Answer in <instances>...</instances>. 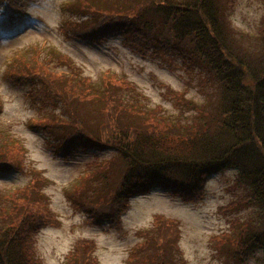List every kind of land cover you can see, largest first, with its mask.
I'll list each match as a JSON object with an SVG mask.
<instances>
[{
	"label": "trees",
	"instance_id": "obj_1",
	"mask_svg": "<svg viewBox=\"0 0 264 264\" xmlns=\"http://www.w3.org/2000/svg\"><path fill=\"white\" fill-rule=\"evenodd\" d=\"M73 1L72 6L85 17L61 24L69 36L104 40L122 33L130 35L141 52H145L143 46L171 47L192 61L201 60L217 81L221 95L216 112H211L203 103L168 89L166 96L175 99V105L197 111L191 121H182L183 117L172 120L162 106H151L124 74L106 73L100 80L93 79L49 43H32L14 51L7 60V75L16 82L29 83L32 97L41 104L59 102L69 112L68 120L59 116L34 120L52 135H56L53 127L70 125L67 130L60 128L57 143H50L53 151L68 157L79 149L109 148L123 164L109 181L113 159L94 161L67 191L71 203L95 224L108 220L119 223L129 199L149 192L158 182L190 200L201 193L210 173L234 168V183L246 192L229 207L256 206L258 214L239 231L233 224L231 236L223 238L220 246L226 241L240 255L264 249V25L259 43L248 47L235 36L220 0H139L134 7L126 0ZM8 6L11 24L16 19L13 11L19 10L21 3L10 0ZM154 11L162 15L161 20L152 18ZM79 101L95 104L101 116L98 127L82 120L75 105ZM2 109L0 94V113ZM24 158L21 141L0 128V171H23ZM31 177L21 188L0 191V264L40 262L35 235L41 227L52 224L55 215L47 208L42 190L48 178L38 170ZM156 220L161 226L154 240L161 245L159 251L142 261L139 255H131L134 264H172L168 242L172 238L175 244L179 228L163 215H157ZM94 248L92 241L77 243L69 264H99L92 254Z\"/></svg>",
	"mask_w": 264,
	"mask_h": 264
},
{
	"label": "rangeland",
	"instance_id": "obj_2",
	"mask_svg": "<svg viewBox=\"0 0 264 264\" xmlns=\"http://www.w3.org/2000/svg\"><path fill=\"white\" fill-rule=\"evenodd\" d=\"M8 1L0 0V94L3 99L0 128L21 141L25 148V167L23 171H0V191L27 185L34 170L48 178L42 190L55 219L35 235L38 264H69L71 250L83 241L94 242L92 254L99 264H134L130 259L133 254L139 255L142 261L155 255L161 246L154 242L161 232L157 215L171 218L179 228L175 244L172 238L168 242L172 264H264V249L240 255L226 241L225 246H220L222 240L231 236L233 224L239 231L258 214L256 206L229 207L246 192L234 183L237 173L234 168L210 173L201 186V193L190 200L158 182L149 192L129 199L119 223L89 221L86 213L71 203L67 191L93 167L94 161L113 159L109 181L117 176L122 162L109 148L79 149L68 157L54 152L50 143H57L60 128L67 130L70 125L53 127L56 135H52L34 120L55 116L68 120L69 112L59 102L54 105L38 102L30 93V84L14 81L5 69L14 51L32 43L36 46L49 43L69 55L93 79L100 80L106 73L124 74L147 96L151 106H162L163 113L172 120L183 117L182 121H191L197 111L179 103L175 105V99L167 97L166 91L182 92L185 98L203 103L205 110L216 112L221 95L219 85L202 61H192L190 56L181 55L171 47L147 49L143 46L145 52H141L132 37L122 33L109 35L104 40L71 37L62 30L61 24L85 17L72 6V0H19L21 8L13 11L16 19L10 24ZM126 1L129 7H134L139 0ZM220 3L227 8L226 20L242 44L253 47L259 43L264 25V0H220ZM161 16L157 11L152 13L155 20H161ZM75 105L82 120L92 128L98 127L101 116L94 103L79 101Z\"/></svg>",
	"mask_w": 264,
	"mask_h": 264
}]
</instances>
